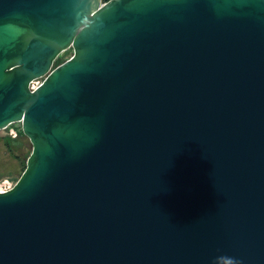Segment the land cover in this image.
<instances>
[{
	"label": "water",
	"instance_id": "obj_1",
	"mask_svg": "<svg viewBox=\"0 0 264 264\" xmlns=\"http://www.w3.org/2000/svg\"><path fill=\"white\" fill-rule=\"evenodd\" d=\"M18 123L0 264H264V0H0Z\"/></svg>",
	"mask_w": 264,
	"mask_h": 264
},
{
	"label": "rangeland",
	"instance_id": "obj_2",
	"mask_svg": "<svg viewBox=\"0 0 264 264\" xmlns=\"http://www.w3.org/2000/svg\"><path fill=\"white\" fill-rule=\"evenodd\" d=\"M73 53L74 52L71 48L68 51L62 53L60 56L57 57V60L54 61V67L57 66V64H61L65 60L70 59ZM42 81L43 79L38 80L34 84V86L41 83ZM17 125L18 124H12L9 127L0 130V192L7 191V189L9 190L18 182L23 170V162H25L26 159L27 153H25V151H15V158L8 152L7 148H5L3 145V139H5V137L11 139H15L17 137ZM29 148L31 149L30 146Z\"/></svg>",
	"mask_w": 264,
	"mask_h": 264
},
{
	"label": "trees",
	"instance_id": "obj_3",
	"mask_svg": "<svg viewBox=\"0 0 264 264\" xmlns=\"http://www.w3.org/2000/svg\"><path fill=\"white\" fill-rule=\"evenodd\" d=\"M102 1L108 2L109 0H102ZM16 127H17V130H16L17 137L15 139L5 137V139H3V142H4L3 145L5 148H7L8 152L15 158H16V156L14 155L15 151L21 150V152L25 151V153H27L25 162L22 161L23 162L22 172H23L24 170H26V167H27L26 160L32 152V147L30 145L29 139L22 133L21 131L22 127L20 123H18ZM29 146L31 147V149L29 148ZM28 148H29V154H28Z\"/></svg>",
	"mask_w": 264,
	"mask_h": 264
}]
</instances>
